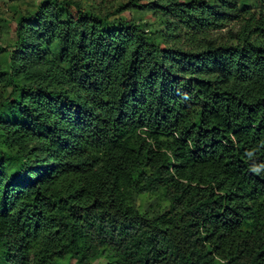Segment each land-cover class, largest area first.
<instances>
[{
  "label": "trees",
  "instance_id": "1",
  "mask_svg": "<svg viewBox=\"0 0 264 264\" xmlns=\"http://www.w3.org/2000/svg\"><path fill=\"white\" fill-rule=\"evenodd\" d=\"M13 30L0 264H264V7L42 0Z\"/></svg>",
  "mask_w": 264,
  "mask_h": 264
},
{
  "label": "rangeland",
  "instance_id": "2",
  "mask_svg": "<svg viewBox=\"0 0 264 264\" xmlns=\"http://www.w3.org/2000/svg\"><path fill=\"white\" fill-rule=\"evenodd\" d=\"M42 0H0V60L14 40V24L18 17L24 13L33 12ZM86 9H95L103 13L114 10L119 5L126 4L129 0H74ZM241 2L257 9L264 7V0H241ZM120 14V13H119ZM117 14V15H119ZM116 15V16H117ZM120 16V15H119ZM126 18H146L148 15L134 10H125L121 13ZM0 91H3L0 85ZM130 202V201H129ZM130 203H133L140 213L151 216L167 208V201L160 193L134 194ZM63 264H77L74 259H68ZM92 264H107L104 257Z\"/></svg>",
  "mask_w": 264,
  "mask_h": 264
}]
</instances>
